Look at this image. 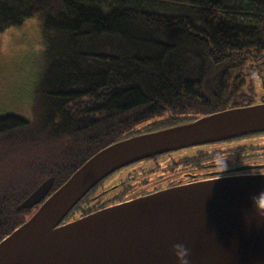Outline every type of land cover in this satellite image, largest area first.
Listing matches in <instances>:
<instances>
[{
  "label": "trees",
  "instance_id": "16d2710c",
  "mask_svg": "<svg viewBox=\"0 0 264 264\" xmlns=\"http://www.w3.org/2000/svg\"><path fill=\"white\" fill-rule=\"evenodd\" d=\"M35 15L44 43L35 117L0 116L1 137L18 146L0 169V241L35 210L17 206L45 180L54 177L53 193L164 112L186 122L240 105L225 85L240 79L226 76L264 73V0H0V33Z\"/></svg>",
  "mask_w": 264,
  "mask_h": 264
},
{
  "label": "water",
  "instance_id": "95a60500",
  "mask_svg": "<svg viewBox=\"0 0 264 264\" xmlns=\"http://www.w3.org/2000/svg\"><path fill=\"white\" fill-rule=\"evenodd\" d=\"M264 133V101L229 107L116 141L98 151L57 190L45 180L18 210L39 205L0 241V264H264V217L252 202L264 173L232 174L170 186L75 219L67 217L104 179L166 152ZM67 220V221H66Z\"/></svg>",
  "mask_w": 264,
  "mask_h": 264
},
{
  "label": "rangeland",
  "instance_id": "374dc122",
  "mask_svg": "<svg viewBox=\"0 0 264 264\" xmlns=\"http://www.w3.org/2000/svg\"><path fill=\"white\" fill-rule=\"evenodd\" d=\"M23 25V32H16L15 29L18 26H15L0 33V116L16 113L33 121L36 84L44 68V43L40 16L35 15L29 18ZM197 117L199 115L193 118ZM1 136L0 169L3 167L2 159L6 157V153L18 148L17 144L10 142V137L2 138ZM243 137L246 136L229 140H240ZM229 140L181 148L158 159H143L135 162L107 178L102 186L98 187L97 192L115 180L120 181L123 178H129L127 184L133 192L166 188L171 181L181 176V172L169 170L166 163L186 155L192 156L198 147L213 149L219 145H225ZM256 148L258 149L257 146ZM9 157L12 158V156ZM109 197L111 194L108 193L101 198L105 201ZM28 217L29 215L26 218Z\"/></svg>",
  "mask_w": 264,
  "mask_h": 264
},
{
  "label": "flooded vegetation",
  "instance_id": "af4514ba",
  "mask_svg": "<svg viewBox=\"0 0 264 264\" xmlns=\"http://www.w3.org/2000/svg\"><path fill=\"white\" fill-rule=\"evenodd\" d=\"M252 67L255 69V73L226 76V78L229 79H240L236 83L229 82L225 84L226 86H232L234 90H236L237 94L235 97L243 98L240 105L264 101V73L260 72L261 68L258 65H252ZM182 115H184L182 111L164 112L161 115H157L138 124L135 129H131L130 131L133 132V130H135L137 133L134 134H139L172 126L185 121ZM156 120L159 121L156 126L152 127L153 130H147V125ZM171 152L173 151L156 155L145 160L158 159L161 156L170 155ZM194 153L195 154H192V156L186 155L178 159H172L170 162L166 163L169 170L181 172L180 178L171 181L166 188L230 174L264 173V133L246 136L240 140H229L225 145H219L213 149L198 147ZM106 179L104 181H106ZM128 179L123 178L120 181L117 179L108 186H105L100 192H97L98 187L102 186L104 181L101 182L95 189L89 192L87 199L90 200L88 202L86 200L83 201L85 196L74 208L72 212H76V215L69 220L83 215L86 210L82 211V209H87L89 211V208L93 205L97 209H100L163 189L155 188L153 190L133 192L130 191L129 185L127 184L129 181ZM108 193L111 194V197L103 201L101 197Z\"/></svg>",
  "mask_w": 264,
  "mask_h": 264
},
{
  "label": "clouds",
  "instance_id": "9594fccd",
  "mask_svg": "<svg viewBox=\"0 0 264 264\" xmlns=\"http://www.w3.org/2000/svg\"><path fill=\"white\" fill-rule=\"evenodd\" d=\"M23 29L24 25H20L15 29V31L20 33L23 32ZM252 202L257 208L259 215L264 217V191H261L258 195L253 194ZM173 252L179 264H190V251L184 243L177 242L173 244Z\"/></svg>",
  "mask_w": 264,
  "mask_h": 264
}]
</instances>
